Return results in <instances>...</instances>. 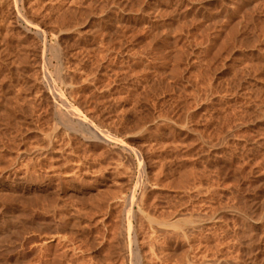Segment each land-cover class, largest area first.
Listing matches in <instances>:
<instances>
[{
	"label": "rangeland",
	"instance_id": "rangeland-1",
	"mask_svg": "<svg viewBox=\"0 0 264 264\" xmlns=\"http://www.w3.org/2000/svg\"><path fill=\"white\" fill-rule=\"evenodd\" d=\"M7 1L0 264H264V0H22L60 63L49 83ZM55 90L121 143L64 124Z\"/></svg>",
	"mask_w": 264,
	"mask_h": 264
},
{
	"label": "bare ground",
	"instance_id": "bare-ground-1",
	"mask_svg": "<svg viewBox=\"0 0 264 264\" xmlns=\"http://www.w3.org/2000/svg\"><path fill=\"white\" fill-rule=\"evenodd\" d=\"M2 1H4V2H6L7 0H2ZM0 2V4L1 5H3L4 3L3 2ZM13 1V4H14V6H13V12H14V17H15V19L18 21V22H22V23H24V25H26V27H28L29 29L30 28H33L34 30H35V34H36V36L39 38V39H41V43H42V48H41V51H42V54H41V57H42V60H43V62H44V66H45V72H44V74H41L42 75V77H47L49 80H53L52 78V74H54V73H52L51 72V70H50V67H51V65H52V63H51V56H52V54L54 53L53 52V50H52V46L50 45V43L48 44V42H47V40H46V34H47V32L44 30V28H43V26H42V28H41V26H40V24H38L39 23V21L37 20V16H35V17H37L36 18V20L38 21V23H35V22H37V21H34V19L33 20H31V18H32V15L30 16L31 18L29 19L28 17H27V12L25 13V11H24V9H23V6H22V0H12ZM24 1V0H23ZM27 1V0H26ZM8 2V1H7ZM47 2V1H46ZM3 3V4H2ZM25 3V2H24ZM31 3V2H30ZM30 3H27V5L28 4H30ZM58 4V3H57ZM9 6V5H8ZM30 6H31V4H30ZM34 6V5H33ZM2 7V6H1ZM0 7V8H1ZM12 7V6H11ZM46 7V6H45ZM3 8V7H2ZM29 8H31V7H29ZM33 8V7H32ZM31 8V9H32ZM38 8V7H37ZM65 8V7H64ZM3 9H5V7L3 8ZM3 9H0V11L2 10V12H3ZM34 10H38V9H35V7L33 8ZM26 10V9H25ZM30 10V9H29ZM31 11V10H30ZM33 11V10H32ZM67 11V10H66ZM7 12V11H6ZM37 13H38V11H36ZM40 12V11H39ZM1 13V12H0ZM5 13V12H4ZM28 13H29V11H28ZM32 14H33V12H31ZM31 13H29V14H31ZM35 13V12H34ZM41 13V12H40ZM39 13V14H40ZM47 13V12H46ZM59 13V12H58ZM65 13V12H64ZM43 13H41V15H42ZM6 15H9L8 13L6 14ZM33 15H36V14H33ZM40 15V16H41ZM60 15V14H59ZM63 16H64V14H62ZM67 15V14H66ZM65 15V16H66ZM1 16V15H0ZM3 16V15H2ZM1 16V17H2ZM10 16V15H9ZM44 16V15H43ZM43 16H42V18L41 19H43ZM11 17V16H10ZM34 17V16H33ZM46 17V16H45ZM52 17V16H51ZM59 17V19H60V17L61 16H58ZM67 17V16H66ZM9 18V17H8ZM47 18V17H46ZM53 18V17H52ZM1 19V18H0ZM15 19H13L14 21H15ZM48 19H49V17H48ZM48 19H45V20H47L48 21ZM51 19V18H50ZM4 20H5V18H4ZM44 20V19H43ZM2 21H3V19H2ZM6 21L8 22V24L10 23V19L9 20H7L6 19ZM6 21H5V23H6ZM13 21V22H14ZM16 21V22H17ZM49 21H52V19L51 20H49ZM57 21V20H56ZM59 21V20H58ZM58 21L57 22H55V19H53V21H52V25L54 26V24L55 23H58ZM11 22H12V20H11ZM46 22V21H45ZM55 22V23H54ZM61 22H65V23H67V21H61ZM59 23L58 25H59V28L58 27H56V28H58V29H60V27L62 26L61 24H63V23ZM4 23V22H3ZM4 23V24H5ZM41 23V22H40ZM42 23H43V21H42ZM8 24L6 25V27H8ZM45 24H48V22H46ZM50 24V23H49ZM19 24H17V26H18ZM42 25H44V24H42ZM64 25V24H63ZM49 26V25H48ZM47 25H46V28L48 27ZM65 26H66V28H67V24H65ZM23 28V27H22ZM50 29V27L48 28V30ZM51 31H53L54 29L51 27ZM23 30V29H22ZM49 32V31H48ZM55 34L57 33V32H54ZM54 33H52V34H54ZM30 34V33H29ZM34 34V35H35ZM52 34H50V36L52 35ZM39 39H38V42H39ZM36 39H34V41H35ZM51 41V40H50ZM54 41H55V39H54ZM58 41V40H57ZM70 42V41H69ZM61 43V42H60ZM52 44V43H51ZM53 44H54V42H53ZM57 44H59V42L57 43ZM37 44H35V46H36ZM39 45H41V44H39ZM60 45V44H59ZM29 46V45H28ZM57 47L58 48H60L61 46H58L57 45ZM12 48V47H11ZM62 48V47H61ZM64 49L62 48V51H63ZM46 51H49L50 52V54L49 55H51V56H48V55H46ZM59 51H60V49H59ZM35 52H38V50L37 51H35ZM52 53V54H51ZM65 54V53H64ZM64 54H61L62 56L64 55ZM55 57H56V55H54ZM61 56V57H62ZM65 56H67V55H65ZM54 57V58H55ZM64 57V56H63ZM58 58V57H57ZM39 59V58H38ZM61 59V58H60ZM63 59V58H62ZM65 59V58H64ZM66 59H67V57H66ZM40 60V59H39ZM56 60V59H55ZM84 60V59H83ZM18 61V60H17ZM53 61V60H52ZM63 61V60H62ZM66 60H64V62H65ZM14 64V63H13ZM63 64H67L66 62L65 63H63ZM55 65V64H54ZM39 66V65H38ZM65 66V65H64ZM63 66V67H64ZM54 67V69H55V72H56V74H54V77H55V75H56V77H57V75H58V71H59V69H60V63H59V65L57 64V65H55V66H53ZM63 67H62V69H61V71L63 70V72H64V74H65V67L67 68V65L64 67V69H63ZM39 68V67H38ZM25 70V69H24ZM43 70V69H42ZM66 71H68V70H66ZM6 72V71H5ZM27 72V71H26ZM34 72V71H33ZM38 72V71H37ZM38 73H41V72H38ZM68 73V72H67ZM66 73V76H68V74ZM61 74V73H60ZM70 74V73H69ZM14 76V75H13ZM61 76V75H60ZM63 76V75H62ZM70 76H72V74L70 75ZM36 77V76H35ZM73 77V76H72ZM65 78H67V77H65ZM64 77H63V81H65L64 79H65ZM69 78V77H68ZM71 78V77H70ZM33 79H35L34 81H36L37 79L36 78H34L33 77ZM41 79V78H40ZM46 79V78H45ZM48 79H46V81L48 80ZM54 79H56V78H54ZM72 79H74V78H72ZM59 81L61 80L60 78L58 79ZM67 80V79H66ZM70 80V79H69ZM38 81H41V80H39V78H38ZM54 81H57V80H54ZM62 81V80H61ZM71 81V80H70ZM73 81V80H72ZM48 82V81H47ZM46 82V83H47ZM18 83V82H17ZM38 83H42V82H38ZM45 83V82H44ZM49 83V82H48ZM47 83V84H48ZM70 83V82H69ZM26 84V83H25ZM35 84V83H34ZM54 84H56V83H54ZM59 84H61V83H59ZM65 84H67V82L65 83ZM73 84V83H72ZM44 85V84H43ZM50 85V84H49ZM49 85H47V89L49 90V88L50 87H48ZM16 86V85H15ZM21 86V85H20ZM36 86V85H35ZM41 86V85H40ZM71 86H73V85H71ZM56 87V86H55ZM54 87V88H55ZM65 87V86H64ZM36 88V87H35ZM58 88V87H57ZM59 88H60V86H59ZM58 88V89H59ZM36 89H38V88H36ZM46 89V90H47ZM52 89H53V87H52ZM60 90V89H59ZM69 90H71V89H69ZM72 90H74V88L72 89ZM40 91V90H39ZM53 91H54V89H53ZM52 91V92H53ZM57 90H55V92H54V95H55V97L56 98H58V100H59V104L57 105V106H55L54 107V113H55V115L64 123V124H66V125H69L70 126V128L72 129V128H74V129H80L81 127H85L86 129H88V130H90V131H88V133L90 132L91 133V135L93 134V136L95 137H97V141L98 142H101V141H104V142H107V143H116V144H119V143H121V139L118 141L117 140V138L115 137V136H112L111 134H109V133H106L105 131H102V130H100L98 127H96V125H94V124H92L91 122H92V120H88V119H90V118H86L82 113H81V110H79L74 104H72L71 102H69V101H67V99L64 97V95L62 94V91L61 92H56ZM51 92V93H52ZM38 93V92H37ZM43 93V92H42ZM49 93H50V91H49ZM67 94H70V93H68V92H66ZM72 93V92H71ZM44 94V93H43ZM53 94V93H52ZM50 95V94H49ZM72 99V98H71ZM47 100H48V98H47ZM52 100V99H51ZM32 101V100H31ZM55 102V101H54ZM54 102H53V104H54ZM48 103V102H47ZM46 103V104H47ZM50 103V102H49ZM49 103H48V105H49ZM51 104V103H50ZM56 104V103H55ZM47 105V106H48ZM19 106V105H18ZM34 106V105H33ZM48 107H50V109H52L51 108V105L50 106H48ZM49 109V110H50ZM52 111H53V109H52ZM30 113V112H29ZM51 113V112H50ZM35 114V113H34ZM52 114V113H51ZM54 115V114H53ZM52 116V115H51ZM92 117V116H91ZM167 117V116H166ZM167 123V122H166ZM54 124H55V122H54ZM168 125V124H167ZM54 127V126H53ZM64 127H67V126H64ZM140 127V126H139ZM84 128V129H85ZM183 128V127H182ZM55 130V129H54ZM59 131V130H58ZM60 131H62V129H60ZM64 131V130H63ZM72 131V130H71ZM75 131V130H74ZM74 131H72V132H74ZM85 131V130H84ZM80 132V131H79ZM59 133V132H58ZM54 134H55V132H54ZM57 134V133H56ZM69 134H72V133H69ZM82 134H83V132H82ZM68 135V134H67ZM76 135V134H75ZM50 136V135H49ZM48 136V137H49ZM68 136H70V135H68ZM73 136V135H72ZM73 137H75V136H73ZM79 136H76L75 138H78ZM81 137V136H80ZM50 138V137H49ZM70 138V137H69ZM83 138V137H82ZM81 138V139H82ZM98 138L101 140V141H99L98 140ZM54 139V138H53ZM71 139H73L72 137H71ZM94 139V138H93ZM205 139V138H204ZM208 139V138H207ZM70 140V139H69ZM90 140H92V139H90ZM90 140H88V141H90ZM210 140V139H209ZM53 141V140H52ZM65 141V140H64ZM84 141V140H83ZM87 141V142H88ZM94 141V140H93ZM91 142V141H90ZM119 142V143H118ZM96 143V142H95ZM101 143H103V142H101ZM70 144V143H69ZM212 144V143H211ZM100 145V144H99ZM102 145V144H101ZM124 145V144H123ZM129 145V144H128ZM127 145V146H128ZM97 146V145H96ZM103 146H105V145H103ZM110 146V145H109ZM109 146H107V144H106V147H109ZM124 146H126V145H124ZM124 146H122V147H124ZM105 147V148H106ZM113 146H111V148H112ZM131 147V146H130ZM106 149H109V148H106ZM105 149V150H106ZM113 149V150H112ZM111 150L114 152V148H112ZM118 150V149H117ZM120 151H121V149H119ZM206 150V149H205ZM74 151V150H73ZM108 151V150H107ZM109 151H110V149H109ZM111 151V152H112ZM134 151V150H133ZM115 152L116 153H118L116 156H118L119 155V157L121 156V153H119V152H117L116 151V149H115ZM115 152L113 153V155L115 154ZM123 152H124V150H123ZM127 152V151H126ZM134 152H137V151H134ZM75 153V152H74ZM129 153V152H128ZM128 153L126 154V155H128ZM112 154V153H111ZM135 154V153H134ZM88 155V154H87ZM123 156V155H122ZM137 156H138V158H139V155L137 154ZM129 157V156H128ZM116 158H118V157H116ZM123 158V157H122ZM136 158V157H135ZM119 159H121V158H119ZM119 159H117V160H119ZM124 159V158H123ZM123 159H121V160H123ZM127 159H129V160H127V161H131L130 160V158H127ZM134 159V158H133ZM140 159V158H139ZM166 159V158H165ZM138 160V159H137ZM141 160V159H140ZM140 160H138L140 163H141V161ZM124 161V160H123ZM125 161H126V158H125ZM119 162V161H118ZM143 162V161H142ZM126 163V162H125ZM77 164V163H76ZM80 164V163H79ZM93 164V163H92ZM133 166V165H132ZM138 166V165H137ZM116 167V166H115ZM139 167V166H138ZM204 167V166H203ZM208 167V166H207ZM93 168V167H92ZM127 168V167H126ZM89 169V168H88ZM98 169V168H97ZM141 171H142V169H141V167L139 168ZM143 169H144V167H143ZM75 170H77V169H75ZM93 170V169H92ZM95 170V169H94ZM140 170H138V172H141ZM157 170V169H156ZM101 171V170H100ZM127 171V170H126ZM97 172V171H96ZM146 172V171H145ZM98 173V172H97ZM142 174V173H141ZM124 175V174H123ZM146 175V174H145ZM145 175H144V177H145ZM143 176V175H142ZM116 177V176H115ZM153 177V176H152ZM137 178V177H136ZM141 178V177H140ZM127 180V179H126ZM140 180V179H139ZM197 180V179H196ZM143 182H145V181H143ZM149 182V181H148ZM117 183V182H116ZM143 185H144V183H143ZM153 185V184H152ZM166 185V184H165ZM211 185V184H210ZM146 186V185H145ZM155 186V185H154ZM194 186V185H193ZM134 187H137L136 185L134 186ZM149 187V186H148ZM192 187V186H191ZM190 187V188H191ZM146 188V187H145ZM180 188V187H179ZM188 188V187H187ZM185 189V188H184ZM195 189V188H194ZM120 190V189H119ZM118 190V191H119ZM135 190V189H134ZM142 190V189H141ZM143 190H145V189H143ZM142 190V191H143ZM197 190H198V188H197ZM121 191V190H120ZM132 193V192H131ZM144 193V192H143ZM109 194V193H108ZM124 194H125V192H124ZM116 195H117V193H116ZM133 196V193L132 194H130V196ZM115 196V195H114ZM119 196H121V195H119ZM123 196H126V195H123ZM128 196V195H127ZM141 196H142V194H141ZM140 196V194H139V197H141ZM113 197V196H112ZM121 198V197H120ZM134 198V201H136V197H133ZM132 197H131V200L133 199ZM154 198V197H153ZM110 199V198H109ZM113 199H114V197H113ZM118 199V198H117ZM103 200V199H102ZM122 200V199H121ZM126 200H130V197H127L126 199H125V201ZM141 201L142 199L141 198H138V200L137 201ZM124 201V202H125ZM139 201V202H140ZM122 202V201H121ZM133 202V201H132ZM138 202V203H139ZM150 202V201H149ZM136 203V202H135ZM142 203H143V201H142ZM147 203V202H146ZM120 204V203H119ZM130 204H131V201H130ZM152 204V203H151ZM121 205H122V203H121ZM135 205H137V204H135ZM140 206L142 205V204H139ZM138 205V206H139ZM147 205V204H146ZM155 205V204H154ZM112 206V205H111ZM127 206V205H126ZM137 206V207H138ZM110 208V207H109ZM132 208V207H131ZM139 208V207H138ZM137 208V209H138ZM170 208V207H169ZM121 209H122V206H121ZM142 209V208H141ZM155 209V208H154ZM124 211H123V213L125 212L126 213V211H127V209L125 210V209H123ZM136 210V209H135ZM94 211V210H93ZM102 211V210H101ZM146 211V210H145ZM96 212V211H95ZM120 212H122V210L120 211ZM134 211H131V213H133ZM137 212V211H136ZM136 212H134V213H136ZM144 212V211H143ZM128 213H130V212H128ZM128 213H126L127 215H128ZM138 213V212H137ZM191 213V212H190ZM92 214V213H91ZM139 214V213H138ZM143 214V213H142ZM173 214V213H172ZM135 215H137V214H135ZM141 215V213L139 214V216H135V217H141L140 216ZM156 215V214H155ZM194 215V214H193ZM129 216V215H128ZM130 216H131V214H130ZM153 216V215H152ZM198 216V215H197ZM196 216V217H197ZM124 217V216H123ZM122 217V218H123ZM167 217V216H166ZM176 217V216H175ZM179 217V216H178ZM194 217V216H193ZM201 217H202V215H201ZM118 218V217H117ZM128 217L126 216V220H128L127 219ZM142 218V217H141ZM147 218H149V217H147ZM172 218V217H171ZM140 219V218H139ZM151 219V221H154V220H152V218H150ZM202 219V218H201ZM123 220V222L122 223H124V219H121V221ZM125 220V221H126ZM137 220V219H136ZM121 221H120V223H121ZM138 221H140V220H138ZM138 221H137V223H138ZM141 221H142V219H141ZM150 221V220H149ZM92 223V222H91ZM122 223H121V225H122ZM129 223H131V222H129ZM151 223V222H150ZM127 224H128V221H127ZM167 224V223H166ZM120 225V227H119V234L120 233H122L120 230H122V228H124V225H122L121 226ZM133 225V224H132ZM131 225V226H132ZM137 225V224H136ZM140 225V224H139ZM142 225V224H141ZM179 225H182V224H179ZM128 226V225H127ZM122 227V228H121ZM137 227V226H136ZM160 227V226H159ZM158 227V228H159ZM166 227V226H165ZM102 228V227H101ZM129 228V227H128ZM128 228H127V230H128ZM133 228V227H132ZM139 228V227H138ZM155 228H157V226L155 227ZM157 228V229H158ZM162 228V227H161ZM175 228V227H174ZM182 228V227H181ZM135 229H137V228H135ZM144 229V228H143ZM177 229V228H176ZM192 229V228H191ZM95 230V229H94ZM116 230V231H117ZM126 230V231H127ZM158 232L160 231H162V229L160 230V228H159V230H157ZM183 231V230H182ZM159 232V233H160ZM164 232V231H163ZM181 232V231H180ZM145 233H146V231H145ZM153 233V232H152ZM155 233V232H154ZM186 233V232H185ZM184 233V234H185ZM88 234V233H87ZM118 233L117 234H113L115 237H118V235H119ZM156 234H157V232H156ZM191 234V233H190ZM133 235V234H132ZM146 235V234H145ZM149 235V234H148ZM162 235V234H161ZM163 235H164V233H163ZM182 235V234H181ZM120 236V235H119ZM160 236V235H159ZM123 239H124V235L123 236H121ZM101 238V237H100ZM129 238V237H128ZM127 238V241L129 240V239H132L131 237L128 239ZM163 238V237H162ZM122 239V241H124ZM137 239V238H136ZM157 240H158V238H156ZM183 239H185L184 237H183ZM99 240H101V239H99ZM118 239H116V241H117ZM108 241V240H107ZM140 241V240H139ZM152 241V240H151ZM117 242H119L118 244L122 247V245L123 244H125L124 242L121 244V241H117ZM134 243L136 242V240H135V237H134V241H133ZM155 242V241H154ZM158 242V241H157ZM143 243V242H142ZM146 243V242H145ZM159 243V242H158ZM128 244V243H127ZM130 244L131 243H129V246H130ZM151 245H150V247L151 246H153L152 245V242L150 243ZM88 245V244H87ZM135 245V244H134ZM136 245H137V243H136ZM148 245V244H147ZM157 245V244H156ZM161 245V244H160ZM167 247V246H166ZM74 248V247H73ZM139 248V247H138ZM137 248V249H138ZM131 249L132 248H130L129 249V251H131ZM136 249V250H137ZM141 249V248H140ZM77 250V249H76ZM120 250V249H119ZM123 250H125V251H127L126 250V248H124V247H122L121 248V250L120 251H123ZM133 250V249H132ZM191 250V249H190ZM135 251V250H134ZM133 251V252H134ZM138 251V250H137ZM137 251H135V253H137ZM150 251V250H149ZM128 252V251H127ZM140 252H142V251H140ZM155 252V251H154ZM154 252H152V253H154ZM163 252V251H162ZM165 252V251H164ZM120 253H122V252H120ZM123 253H124V251H123ZM135 253H133V255H136ZM151 253V252H150ZM131 254V256H130V258L131 257H133V255H132V252L130 253ZM139 254V253H138ZM124 255H127L126 253L124 254ZM140 255V254H139ZM142 255V254H141ZM162 256V255H161ZM87 257V256H86ZM113 257V256H112ZM136 257V256H135ZM134 257V259H136ZM140 257H142V256H140ZM144 257H146V256H144ZM148 257V256H147ZM157 257V256H156ZM85 258V257H84ZM126 258V257H125ZM120 259V258H119ZM139 259V258H138ZM146 259V258H145ZM148 259H150V258H148ZM166 259V258H165ZM83 260V259H82ZM190 260V259H189ZM136 261V260H135ZM139 261H141V260H139ZM147 262H148V260H146ZM152 261H153V259H152ZM70 262V261H69ZM75 262V261H74ZM81 262V261H80ZM113 262V261H112ZM120 262V261H119ZM122 262V261H121ZM138 262V261H137ZM151 262V261H150ZM68 263V262H67ZM83 263V262H82ZM106 263V262H105ZM140 263V262H139ZM138 263V264H139ZM79 264V263H78ZM87 264V263H86ZM92 264V263H91ZM119 264H121V263H119ZM162 264V263H161Z\"/></svg>",
	"mask_w": 264,
	"mask_h": 264
}]
</instances>
